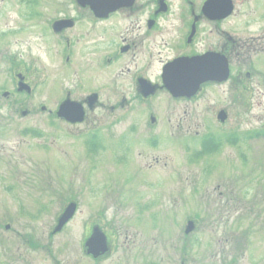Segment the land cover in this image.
Masks as SVG:
<instances>
[{"label":"rangeland","instance_id":"1","mask_svg":"<svg viewBox=\"0 0 264 264\" xmlns=\"http://www.w3.org/2000/svg\"><path fill=\"white\" fill-rule=\"evenodd\" d=\"M236 2L228 21L237 28L232 31L264 33V0ZM71 3L0 0V264L82 262L76 243L80 213L56 237L50 239L49 231L62 209V193L52 194L54 186L61 190L84 177L102 185V198L130 189L147 199L164 193L166 214L157 213L155 221L146 220L149 213L141 217L149 226L165 224L177 244L191 219L196 228L185 239L186 253L197 264H264V41L233 59L226 82L206 85L194 99H173L167 92L151 98L152 114L164 130L156 146L145 142L144 105L133 101L125 118L120 109L113 117L97 110L95 120L116 119L107 127L116 133L135 123V131L113 141L112 150L99 149L95 139L83 136L86 125H69L53 114L65 89L72 98L86 93L73 86L46 32V21ZM17 73L31 93L16 91ZM124 95L133 97L134 90ZM106 96L116 98L113 90ZM219 111L227 115L224 122L217 119ZM88 146H95V154ZM145 183L152 187L141 189ZM158 204L151 214L159 212ZM32 232L38 237L34 252ZM179 257L169 247L167 264H179Z\"/></svg>","mask_w":264,"mask_h":264},{"label":"flooded vegetation","instance_id":"2","mask_svg":"<svg viewBox=\"0 0 264 264\" xmlns=\"http://www.w3.org/2000/svg\"><path fill=\"white\" fill-rule=\"evenodd\" d=\"M207 1H125L112 11L96 15L89 5H80L73 0L71 9L49 18L45 25L47 35L54 40V52H60L64 58L66 74H72L73 86L83 88L86 93L72 98L71 90L65 89L53 114L57 116L56 111L63 101L75 102L80 106L81 120L72 122L58 118L69 125H86L82 130L85 138L95 139L102 147L99 149L112 150L113 141H122L135 131L132 129L135 127L134 121L116 133L107 128L116 121L115 118L111 123H104L103 117L95 120L94 116H97V110H101L105 116L113 117L119 115L115 111L120 109V115L125 118V113L131 110L133 101H136L146 109L145 142L151 146L159 144L161 140L157 142L155 139L163 136L164 130L159 125L160 119L152 114L148 101L157 93L166 92L161 73L167 64L179 57L216 53L227 60L231 71L233 59H239L248 50L262 46L264 41V33L247 36L232 31L237 28H232L228 21L236 13L237 0H215L218 12L225 2L231 3V11L224 17H219L214 10L208 12L205 8ZM246 76H250V73L246 72ZM213 83L203 84L200 92ZM126 89H133L134 96L124 95ZM146 89H153V94L145 96ZM112 90L116 98L103 97ZM196 96L176 99L191 100ZM95 146L94 149L91 146L86 148L94 152ZM155 160L157 163L158 160ZM149 184L145 183L141 189L152 187ZM162 188L165 189L164 186ZM51 192L62 193L63 200L62 209L55 216L54 225L49 231L50 239L62 233L77 213L81 214L76 243L83 260H78L77 264H167L169 247L179 251V264H197L194 255L186 253L189 243L185 240L191 238L195 226L186 233L185 225L184 235L177 244L168 238L165 224L149 226L141 217L142 213H149L146 220L152 217L155 221L157 213H160L158 218L166 214V208L162 206L166 204L164 193L157 198L147 199L130 189L125 192L118 190L113 196L102 198V185L85 177L78 184L68 181L61 190L56 191L54 186ZM70 203L76 204L73 216L56 230L62 212ZM152 204L160 206L159 212L151 214ZM188 221L192 220L188 218L186 224ZM31 236L30 247L34 252L38 237L34 232Z\"/></svg>","mask_w":264,"mask_h":264},{"label":"water","instance_id":"3","mask_svg":"<svg viewBox=\"0 0 264 264\" xmlns=\"http://www.w3.org/2000/svg\"><path fill=\"white\" fill-rule=\"evenodd\" d=\"M80 5H89L97 15L114 10L123 2L131 3L133 0H76ZM208 12L214 10L219 17L226 16L232 9L230 2H225L223 9L218 12L215 0H208L205 4ZM214 8V9H213ZM229 69L226 59L216 53H205L194 57H180L167 64L162 72L163 86L173 97H191L196 94L200 85L204 82H223L228 78ZM21 78V77H20ZM18 90L30 91L28 85L18 83ZM153 92V89H146L144 94ZM57 114L70 121L81 120V110L78 104L65 101L60 105ZM227 115L219 111L217 119L224 122ZM74 204H70L60 217L58 228L73 214ZM192 228L189 222L186 232Z\"/></svg>","mask_w":264,"mask_h":264}]
</instances>
